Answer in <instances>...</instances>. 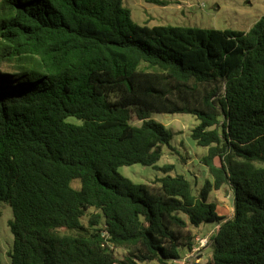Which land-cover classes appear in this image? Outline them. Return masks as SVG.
<instances>
[{"label": "trees", "instance_id": "1", "mask_svg": "<svg viewBox=\"0 0 264 264\" xmlns=\"http://www.w3.org/2000/svg\"><path fill=\"white\" fill-rule=\"evenodd\" d=\"M123 1L0 0L11 264H168L214 222L211 256L194 264H264V16L248 32L149 27ZM159 113L199 121L212 177L199 194L173 166L153 185L118 172L156 167L173 137ZM224 188L230 217L208 202Z\"/></svg>", "mask_w": 264, "mask_h": 264}, {"label": "rangeland", "instance_id": "2", "mask_svg": "<svg viewBox=\"0 0 264 264\" xmlns=\"http://www.w3.org/2000/svg\"><path fill=\"white\" fill-rule=\"evenodd\" d=\"M167 2L166 6L158 4ZM124 7L129 9L132 19L139 25L183 26L203 29L235 30L248 32L264 16V0H124ZM153 119L164 125L173 135L168 145L163 147V154L156 167L134 164L121 167L118 172L135 184L153 185L166 174L159 168L173 166L168 173L181 175L190 181L195 194H199L206 180H212L208 169L201 163V158L208 152L192 139V130L199 124L198 119L189 114H154ZM68 122L79 123L74 118ZM134 124L140 125L134 120ZM258 168H264L263 162H255ZM209 203L217 206L218 213L230 217L234 211L233 197L226 189L214 191L208 198ZM13 213L8 203L0 204V264H11L10 253L14 237L10 229ZM218 228V223H204L192 227L198 238H206ZM201 263L211 256L212 249L205 250ZM181 259L168 264H182L187 257V249L180 250ZM116 257L122 259L124 252L116 250ZM146 264H159L149 262Z\"/></svg>", "mask_w": 264, "mask_h": 264}, {"label": "built area", "instance_id": "3", "mask_svg": "<svg viewBox=\"0 0 264 264\" xmlns=\"http://www.w3.org/2000/svg\"><path fill=\"white\" fill-rule=\"evenodd\" d=\"M215 231L210 233L206 238H196L193 248L188 251L186 259L182 264H194L200 262L203 259V250L207 249L211 245V236Z\"/></svg>", "mask_w": 264, "mask_h": 264}, {"label": "crops", "instance_id": "4", "mask_svg": "<svg viewBox=\"0 0 264 264\" xmlns=\"http://www.w3.org/2000/svg\"><path fill=\"white\" fill-rule=\"evenodd\" d=\"M216 231V230H215ZM205 252H203V254H204Z\"/></svg>", "mask_w": 264, "mask_h": 264}]
</instances>
